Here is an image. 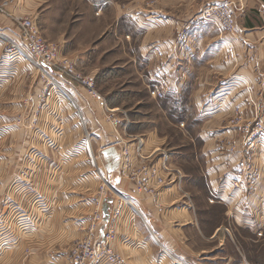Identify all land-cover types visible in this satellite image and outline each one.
<instances>
[{
  "label": "crops",
  "instance_id": "0c3cea01",
  "mask_svg": "<svg viewBox=\"0 0 264 264\" xmlns=\"http://www.w3.org/2000/svg\"><path fill=\"white\" fill-rule=\"evenodd\" d=\"M3 1L0 0V3ZM48 1L18 0L11 16H33L36 21L39 10L44 6L43 15L47 18L51 16L46 6ZM111 2L120 11V16L126 14L131 17L143 30L139 37V57L150 59L154 65L153 71L159 72L157 76L161 80L164 75L167 81L166 101L171 103L168 111L176 108L180 100L178 108L182 109L183 116L186 113V117L178 121L184 124L186 131H194V136L189 138L193 145L196 142L199 144L193 157L200 166V183L205 196L211 194L215 202L208 205L202 203L199 196L195 200L183 189L181 193L177 191L180 195L178 198L171 190L173 187H163L156 200L135 192L129 176L142 162H148L150 156L147 153L136 159L132 151L129 155L131 165L122 174L120 148L107 147L103 150V166L108 170L113 188L118 194L128 197L135 208L132 210L124 206L121 215L113 217L116 197L108 195L111 205L106 226L112 225L115 230L110 246L120 256V264H172L171 258L161 252L164 249L173 257L177 255L193 264H255L248 254L252 258L259 248L264 249V143L257 140L254 146L259 173L253 192L249 193V186L244 182L242 187L234 188L231 173L243 159L245 151L244 133L240 126L255 115L264 117V9L259 7L264 0H160V4L155 7L148 4L143 6V0H132V6H129V0L126 3L121 0H98L97 5L103 8ZM223 2L231 3L235 20L233 33L221 34L199 16L203 8ZM167 7L171 14L166 11ZM173 8H181L175 17ZM11 16L0 11V34L16 38L17 28ZM45 20L48 28L53 27V35L44 38L56 44L59 56L72 59L75 68L80 71L77 66L87 63L90 58L88 55L84 58L71 49L77 47L70 44L73 42L72 31H67L66 24L58 21L56 16L52 21ZM183 28L187 30L188 38H183ZM164 31L169 36L163 42L155 43L164 54L163 69H155L158 56L155 54L154 57L151 52L152 41L161 39ZM229 42L233 58L226 60L223 55H229ZM192 62L208 66L202 69V76L186 70L185 66ZM190 77L194 79L190 81ZM78 90V107L87 113L91 120L90 127L98 133L105 123L99 120L94 101L87 96L86 91ZM26 93L24 99L27 95L37 98L40 88H35L32 95L30 90ZM27 105H21L18 111L22 114L20 120L16 121L13 117L14 105L5 107L6 112H13V115L7 116L4 122L5 139L8 140L11 153L2 159L8 161V165L0 175V264H49L52 259L57 260L56 264H69V243L74 237L70 234L63 241L61 230H70L71 233L77 229L78 203L62 195L66 192L60 186L53 187L52 200L41 196L39 189H43L44 180L50 176V172L43 165L37 168L30 163L36 157H45L41 149H46V139L58 141L63 130L61 132L54 127L52 129L56 133L50 131L51 136L47 138L48 122L39 118L36 120L33 115L35 107L31 109ZM48 110L47 107L42 111L46 113ZM92 112L95 118L99 117L100 124L95 121ZM235 116H239L240 121L232 123ZM101 137L105 142L102 131ZM229 145H233V151L229 150ZM167 157L170 159L168 153ZM15 162L18 165L16 169ZM182 169L178 168L182 176L191 174L189 168ZM116 172L117 176L114 174ZM30 190H38L40 195L32 201L28 195L26 200L20 199L21 193ZM185 196L188 202L182 200ZM217 206L221 209L220 219L212 218L211 215V210ZM48 218L55 231L60 233L53 240H47L44 234L51 225L46 224ZM36 223L40 226H37V230L33 228ZM257 232H261L263 237H258Z\"/></svg>",
  "mask_w": 264,
  "mask_h": 264
},
{
  "label": "rangeland",
  "instance_id": "374dc122",
  "mask_svg": "<svg viewBox=\"0 0 264 264\" xmlns=\"http://www.w3.org/2000/svg\"><path fill=\"white\" fill-rule=\"evenodd\" d=\"M121 1L123 3L128 2V0ZM129 1V6H132V0ZM97 4L98 0H49L46 6L50 10L51 16L44 17L43 6L36 17V24L41 33L44 32L42 35L46 36L47 39L48 35H53L51 31L53 27L48 28L45 19L52 21L56 16L58 21L61 20L66 24L67 31H72L73 42L70 44L77 47H71V49L84 58H86V55L90 58V61L77 67L83 76L92 79H89L92 81L91 89L97 93V97L92 96V93L90 94L85 86H71L56 73H50L47 70H45L47 72L45 73L28 60L21 57H8L4 52V37L6 35L0 34V117L2 118L0 121V175L2 174V170H5V166L8 165V161L6 162L2 159L8 157L6 156L7 153H11L10 148L8 149V140L5 139L6 124L4 122L7 116L13 115V112H6L5 107H9L10 104L14 105L13 117L15 121L20 120L22 113H19L18 110H20L21 105L28 104L27 106L31 109L35 107V112L33 113L36 116L35 119L39 118L42 121L46 120L48 122L47 138H50L49 136H51L52 132L56 133L52 128H59L58 131L61 132L63 130V135L62 137H58V141H55L54 138V140L46 139V149L45 147L41 149L45 153V157H36V160L30 163L34 164L33 166L37 168L43 165L50 172V176H46L44 180L43 189H39L41 196L49 197L52 200L53 187L60 186L62 191L66 192L62 195H67L70 197V201L78 203L77 229L71 231V233L70 230H61L63 241L68 239L70 234L74 237H72L73 240L69 243L70 247L80 237L85 236L86 231L89 232V227L94 220L95 199L100 192L101 181L96 168L91 164L90 152L87 148L89 143L101 169H105V167L103 168V150L110 146H117L120 148V151L125 147L128 151L129 162V155L132 151L136 159L139 156H145L147 153V156H151L154 161L166 157V168L170 167L174 171L166 172V184L159 188V192L163 187H173L171 190L178 198L180 195L177 191L181 193L183 189L189 192L195 200H198L199 196L202 199V203H206L207 205L212 204L210 203L212 199L215 202L211 194L205 196L204 189L200 183V166L196 158H194L199 149V144L196 142V145H193L189 138L191 135L194 136V131L187 130V132L184 124L178 121L179 118L186 117V113L183 116L182 109L178 108L179 104L181 105L180 100H178L176 108L168 111L171 103L166 101L167 91L165 85H167V81L164 75L163 77L160 76L163 79L161 80L157 76L159 72L153 71L154 65L150 59L145 60L143 56L142 59L139 57V37L140 32L143 30L133 22L131 17L126 14L120 16V11L113 2L103 6V8ZM147 4L155 7L160 4V0H143L142 5ZM220 4H228L231 7V3L223 2ZM145 7L149 8L148 6ZM147 8L145 10H148ZM173 9H175L173 17L181 12V8ZM166 11L171 14V10L168 7ZM208 24L217 30L214 24L209 22ZM133 30L134 33H132ZM181 34L184 35L183 38L186 37L187 30L183 28ZM161 35L162 38L152 41L153 44L151 46L153 56L156 57L155 54L158 56L157 61H155V69H163L164 63L163 51L155 43L163 42L162 40H165V37L169 36L165 31ZM67 37H69L68 34ZM145 41L147 42V40ZM150 44L151 42L148 43V46ZM230 47L229 55L227 53L223 55V58L226 60H229L231 57L233 58ZM223 51H225V47ZM148 52L146 57L149 56ZM207 67L199 65L197 62L195 64L192 62L190 65L185 66L186 70L190 71L191 74L200 76L203 73L202 69ZM193 79V77H190V81ZM154 86L163 88L162 91L165 89L163 96L155 97L151 94ZM35 88H40L37 98L33 96L28 97L29 95H27L24 99L25 94H27L26 91L30 90V94L32 95V91ZM78 89L85 90L87 96L94 101L97 113L101 119L97 118L105 123L101 129L105 135V142L102 140L101 131H98V133L94 132V129L90 127L91 120L88 118L87 113L79 109L78 102H80V99L77 97L78 94H76V91L80 92ZM99 101H103L104 105L101 103L100 105ZM47 107L49 110L44 113L42 110L47 109ZM92 113L94 114L95 121L99 123L98 119L95 118V113ZM32 122L34 123L35 121L33 120ZM54 134L53 136H55ZM106 134H108L110 139L106 138ZM14 137H18L15 132ZM40 145L38 146L39 148L41 147ZM167 153L170 159H168ZM9 158H11L10 154ZM255 158L256 156L254 157V162ZM15 166H18L16 162L14 169H16ZM123 166L122 164V174H124ZM184 167L189 168L191 174L182 176L178 168L182 169ZM105 171L108 174L111 187L103 195L107 198L110 191L114 192V196L116 197L114 211L116 210L117 218L121 215L124 206L130 207L132 210L134 206L128 197L115 191L108 170L105 169ZM258 173L259 167L257 168L256 179L258 178ZM114 174L118 175L117 172ZM244 183L249 186V189L246 188L249 193L254 191V187L250 186V181L248 182L247 179H244ZM244 183H242V186ZM135 192L144 194L138 192L136 189ZM26 193H21L19 195L20 199L26 200V195H28L32 201L37 198L36 196L40 195L38 190H30ZM153 198L157 199V197ZM182 200H187L188 202L186 196ZM213 210L216 211L214 212ZM220 211L221 209L218 206L213 208L211 210L212 218L216 217V219H220ZM85 213H87L86 216ZM20 217L18 216L17 218ZM50 220L48 218L46 224L51 225L44 232L47 240H53V237H57L60 234L55 231V228L52 226L53 223L49 222ZM62 221L64 223V219ZM37 224L34 227L32 224L30 227L31 232L33 228L37 230L40 227ZM77 234L79 236L75 237ZM256 235L263 237L261 232H257ZM154 242L157 243V241ZM259 249L257 251V248H255L257 252L254 253L252 258H250L251 254H248V256L250 260L253 259L255 264H264V249ZM161 252L171 258L172 264H174V258L186 260L177 255L173 257L165 249ZM56 262L57 260L52 259L49 261V264H56ZM188 263L193 264L189 261Z\"/></svg>",
  "mask_w": 264,
  "mask_h": 264
},
{
  "label": "built area",
  "instance_id": "2783aa9c",
  "mask_svg": "<svg viewBox=\"0 0 264 264\" xmlns=\"http://www.w3.org/2000/svg\"><path fill=\"white\" fill-rule=\"evenodd\" d=\"M17 3L18 0H4L0 4V11L5 15L11 16L12 10ZM259 7L260 9H264V2H260ZM199 16L202 21L214 24L221 34L233 33L235 31V20L232 8L228 4L207 6L201 10ZM11 17L17 28L18 34L16 38L4 37V52L8 57H21L28 60L45 73H47L45 70L50 73H56L71 86H85L87 90H89V93H92V96L97 97V93L91 89L92 79L83 76L75 68V63L72 59L65 57L61 58L59 56L57 45L44 38L33 16H24L22 18ZM228 44L231 46L230 42ZM162 89L158 86H154L151 90V94L155 97H161L164 92ZM100 103L104 105L103 101H99V104ZM239 121L240 117L235 116L231 122L237 123ZM240 129L241 132L244 133L243 143L245 151L240 165L237 166L236 169L234 168L231 173V184L234 188H240L244 179H247V181L251 183L250 186L254 187L257 182L256 174L258 168L254 162V157L256 155L254 146L257 140L264 143V117L255 115L251 120L246 121L240 126ZM229 149L233 151V145H229ZM89 156L91 164L96 168L100 177V192L95 199L96 207L94 210V220L89 227V232L71 245L68 262L69 264H120V256L110 246V242L113 240L115 234L112 225L108 224L106 226L103 237H100L98 233L100 225L103 224L102 206L105 200V195L103 194L111 187L108 174L105 169L99 167L100 164L97 162L93 153H89ZM121 156L122 164L124 165L123 169L126 171L130 167V162L128 151L125 147L121 149ZM149 158L150 160L148 162H142L135 168L129 177L134 183V188L138 192L157 197L159 188L166 184V172H173L174 170L170 167L166 168V157L163 159L160 158L158 161H154L151 156ZM110 194L114 196L113 191H110ZM210 202H213V199L210 200ZM115 211H112L113 217L117 216ZM174 264L189 263L184 259L174 258Z\"/></svg>",
  "mask_w": 264,
  "mask_h": 264
},
{
  "label": "water",
  "instance_id": "95a60500",
  "mask_svg": "<svg viewBox=\"0 0 264 264\" xmlns=\"http://www.w3.org/2000/svg\"><path fill=\"white\" fill-rule=\"evenodd\" d=\"M110 205H111V198L107 197L105 198L104 202H103V206H102V212H103V225L101 226L100 229V237L104 236V229L106 227V224L109 220V209H110Z\"/></svg>",
  "mask_w": 264,
  "mask_h": 264
},
{
  "label": "bare ground",
  "instance_id": "6f19581e",
  "mask_svg": "<svg viewBox=\"0 0 264 264\" xmlns=\"http://www.w3.org/2000/svg\"><path fill=\"white\" fill-rule=\"evenodd\" d=\"M87 148L89 149V152L92 153V150H91V147H90V143L87 145Z\"/></svg>",
  "mask_w": 264,
  "mask_h": 264
}]
</instances>
